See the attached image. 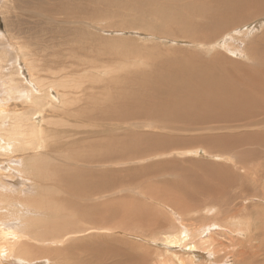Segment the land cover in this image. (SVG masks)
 Wrapping results in <instances>:
<instances>
[{
  "label": "rangeland",
  "instance_id": "1",
  "mask_svg": "<svg viewBox=\"0 0 264 264\" xmlns=\"http://www.w3.org/2000/svg\"><path fill=\"white\" fill-rule=\"evenodd\" d=\"M2 1L3 3L1 4ZM71 2H73V0H8V2L0 0V56H2V54H7L8 59L12 57V53L17 50V47L13 49V45H15L31 54L40 53L41 49L44 47L58 49V53H61V55H58L62 57L63 52L61 51H64L63 48H66V45L74 44L76 39L74 35L75 33L83 34L78 40L80 39L86 44L95 42L99 39L96 41L97 43L99 42L98 45L95 46L92 51L87 49V57L91 56L89 60L91 63L88 65L94 63V65L97 66L102 65L103 68L111 66L106 70L107 72L112 68H117V75L120 76V81L117 86H111L108 84V94L103 101L99 98L90 99V94L86 97L91 107L89 117H77L79 122L73 118H70V120L73 119L74 122L78 123L80 128H84L82 131L88 133L90 136L89 140L108 141L109 145L125 144L124 148L130 150L120 153H111L107 156L97 158L99 162L98 164L87 166L83 170L88 174V180L95 185L107 181H114L115 183L113 187L97 188L100 197L93 199V201L100 204H104L108 199L116 201L118 195L115 194V191H118L122 195L127 196L129 207L128 205L126 207L134 210L139 209L142 212V215L146 216L147 221H151V224L150 226H136L128 230L135 231L136 237L132 236L134 233H126V231L123 230L116 233L114 229L110 230L111 233L108 232V234H106L103 230L94 229V226H92L93 229H89L91 230V233L85 232L83 237L89 239L93 237H106L105 240L102 242L101 239L97 241L93 240L92 243H89L88 239L87 241H78L77 244L72 243L73 239L70 235L76 231L73 230V226L69 225V230L71 231H68L66 234L68 239L63 243L58 244L56 247L51 245L43 246L42 248L40 247V250L36 252V257L44 260V262L46 261V264H60V261L52 253L59 249L58 251L66 254L71 261L78 258H95L100 261L101 264H121L118 261L117 254L121 255L120 252L127 251L128 254L131 255V264H160L163 261L170 260H173L175 263V260L173 259L175 249H172L171 247L167 248V245H164L162 242L166 234L173 233L174 227L185 226L186 229L189 228L195 230L196 228L203 227V225L210 226L209 229L211 230L204 237L216 240L217 236H215L214 233L216 232L219 236L220 232L223 230L228 231L229 235L233 236L226 227L227 224L235 221L227 218V216L232 214V216L236 215L237 219L239 218V222L242 221V223L244 222L249 226L248 235L243 234L236 238V240L240 241L241 245H244L238 246V250L242 247L246 250L250 245L252 247V250H249L251 253L248 255V259L244 260H249L251 264H255L254 258L257 257V262L259 261L260 264H264V199L261 198L262 196L264 197V46H262V49L257 46L256 51L247 46L251 39H256L260 33L262 34V32H264V19L252 23L246 16L237 20L244 26L239 29L240 31L234 32L226 38L213 41L209 44L210 46L208 45L212 48H208L205 45L200 46V42L192 41L190 38V40L186 39L188 37L184 35H167L168 39L164 40L161 35H157L156 32L151 29L144 31L145 29L140 30L141 26L134 27L137 19H140V21H150L145 17V13L155 12L154 6H152L153 2L159 4L162 9H168L170 6L168 1H82L80 4L76 5V9L84 15L86 19L85 21H90L92 25H94V29L90 30L88 25H84V27L87 26L85 27L86 29L82 28L84 33L79 27H76L74 23H71V25H73L69 26V23L55 22L44 18L46 16L49 18L51 15L60 16L61 14L72 22L67 11V8L69 7L68 3L71 5L74 3ZM95 3L99 4V6ZM136 6L139 7L137 8ZM53 7L55 8L52 9ZM108 8H121L124 9V12L120 19L118 17L119 9L113 12V18L111 19L109 16L111 22L108 27H106L105 25L108 22V17H106L107 11L104 9ZM100 13L106 14V18L99 20L100 22H98V18L101 16ZM248 14L255 16V20L258 17H264V10ZM132 17L133 20H131ZM129 20H131L132 23ZM151 21L155 22L157 21V18H154ZM164 21L165 18L163 16L162 22L164 23ZM127 24H129L130 29H127L126 31L123 30V34H118V29L114 28V25ZM256 26H258V29ZM110 27H113L115 30L109 29ZM249 31L250 33H248ZM149 33L155 37L152 38ZM176 37H183L186 40H181ZM101 40L104 41L101 43ZM171 40H175L176 42H172ZM105 41L107 44L104 43ZM183 41H185V43ZM127 44H131L129 45L130 47H128ZM262 44L264 45V42H262ZM235 52L237 54H235ZM231 54L234 55L232 56ZM130 56H133V59H131L132 57ZM6 61L0 63L5 64L7 63ZM170 62H175L178 66L172 65ZM259 62L260 64H258ZM66 64L70 65L72 70H74L79 77L83 76V70L88 66L87 65L79 70L68 60L63 61L60 65L66 69ZM202 64H207V68L213 71L212 74L214 81L218 82L216 86L218 89H221V86L226 82H231L235 86H241L244 83L247 84L250 87V90H238L240 93H249L248 91H250L249 94H252L253 98L260 102L259 104L261 105H259L260 109L258 110L257 115L243 117V119L234 122H226L222 116H219L220 121L211 122L213 125H206L207 127L215 128L213 132L204 134V132H202V128L205 127L202 126L203 122L195 123L189 121L188 123H185L184 114L182 116H177L178 111L167 110L164 114L152 116L134 113L140 110V101L133 97L134 93L145 89L148 91L147 87L145 88L142 86L137 90L136 86L133 84L136 78L139 79L137 76H140V74L147 75V77L150 78L153 76L152 81H149L151 82V85L159 84L155 81L159 76L171 77L176 82L180 80L183 81V79L184 81H187L189 77L193 78L192 76H198L204 81L205 73L203 71L204 68H201V66H203ZM211 64L214 65V68L210 66ZM11 65H15V63L5 66L2 70L0 69V90L3 92L0 97H2L3 94L9 93L12 88L16 89V86H8V80H12L9 79L11 76ZM247 69H250V72H248ZM127 71L129 73L126 74L125 72ZM1 73H3L4 77L1 76ZM92 73H94L93 70ZM84 74L86 77V72ZM65 75L70 74L65 72ZM24 76L26 81H28L29 73L27 70L24 71ZM102 76H105L104 73H102ZM208 76L210 77V74ZM248 76L250 78H248ZM128 78L134 79L128 80ZM3 79L7 81L5 82ZM251 79L255 80L258 84H262V89L258 84L252 83V81H250ZM130 81L132 82L131 86L124 90L123 86L126 83H130ZM216 82H214L215 85ZM254 86L259 87L257 88L258 90H254ZM88 89L94 90L92 93L94 94L99 91V86L92 88L88 87ZM125 92L127 94H124ZM112 94L115 99V106H113L111 100L108 99ZM215 95L218 101L225 98L221 92H217ZM6 98L7 107L4 108L0 105V109L3 108L12 111V106L17 107V105H19V103L12 101L9 96ZM151 100L155 102L157 98L152 96ZM122 106L126 109L123 110ZM239 108L240 106L232 107L230 108V112L235 114ZM124 111L127 112V114ZM16 114H18V112H16ZM50 116L51 115H49V118ZM8 117L9 123L15 119L10 116ZM73 120L70 122L73 123ZM53 121L62 122L64 125H71L70 122V124L67 123L68 121L63 122L64 120ZM76 125L74 127H77ZM74 127L72 125V128L69 130L73 131L72 129H74ZM57 128L59 131H65L68 129L67 126ZM77 129L80 130L78 127ZM77 129L73 132H77ZM128 132L141 136L142 134H149L148 143L150 144L152 143L154 136H161V139L164 138L161 144L166 149L158 148L159 145L150 147L147 142H144L143 144L135 143L134 147L127 138H124V135ZM51 133L55 134L52 130ZM232 133L244 138L249 137L254 145L245 142L247 143V146H240L239 144L241 142H239L235 144L236 150H233L232 152L226 150L220 154L210 151L208 146L205 145L207 135L219 134L221 137L225 135L234 136ZM80 135L84 136V134ZM170 139H173V144L176 147H170ZM186 142L193 143L182 147L181 145ZM175 151H177L176 154L182 152L184 154L176 155ZM168 152L171 153L168 155ZM234 152L236 155L242 157L237 160L232 154ZM152 163H156L155 165L157 167H160L161 165L160 172L153 168ZM163 165L166 166V169ZM221 165L225 166V168L228 167V171L218 170L217 167ZM244 165H246V167H244ZM143 166L146 167L147 172L141 169ZM5 169L7 172L12 171L14 174L16 173L13 170ZM212 171H214L215 174L212 175ZM16 175L20 176L18 173H16ZM154 178L157 179L159 183L158 186H155ZM65 181L66 180L64 179L49 177L37 181L36 187L41 191H48L52 201L64 202L68 197L67 192L63 191L62 188V183ZM199 181L200 184H202L201 187L215 191L217 190L216 193L220 194L216 196L215 200L207 202L208 204L206 203V205L203 204L205 207L202 208L201 205L197 212H195V209L193 210V203L196 199L197 192H203L197 187ZM216 181H218L217 187H215ZM178 184L184 185L188 195L187 214L189 215V220L185 211L181 212L158 199V194L160 192L171 190ZM31 188L32 187H30L29 184H23L22 190L28 192ZM34 189L36 190V194H38L39 191L36 188ZM123 189L126 190L124 191ZM207 209H210V212H208ZM72 214V211L67 209L65 212L57 213L52 220L62 221L65 216H71ZM183 214H185L186 217H184ZM193 214L194 216H192ZM164 216L169 219L167 223L164 220ZM169 216H173L174 219L176 218L175 226L172 225L173 221ZM200 222L202 224H199ZM211 223L214 225L212 226ZM225 224L226 226H224ZM112 225H116L117 227V224L115 223ZM249 235H251V237ZM121 236L124 239L120 238ZM195 238L198 239L197 236H195ZM210 240L211 239H208V241ZM59 245H62V248H60ZM258 248H260V250ZM182 250L187 251L188 248L184 247ZM213 252L215 251L212 250L210 253L212 254ZM179 253L182 254L180 251ZM219 257L220 256L215 257L214 255H211L209 264H216L217 258ZM193 259H196L197 264H202L204 261V258L202 257L194 256ZM96 260H93L92 262L97 263L98 261ZM234 263V258L230 256L229 264Z\"/></svg>",
  "mask_w": 264,
  "mask_h": 264
},
{
  "label": "bare ground",
  "instance_id": "2",
  "mask_svg": "<svg viewBox=\"0 0 264 264\" xmlns=\"http://www.w3.org/2000/svg\"><path fill=\"white\" fill-rule=\"evenodd\" d=\"M82 1L85 0H73L74 3L71 2L73 5L68 3L69 7L67 8V11L72 22L61 14L60 16L51 15L49 18L47 16L44 18L55 22L59 21L66 24L69 23V26L71 23H74V25L79 27L82 31V28L87 27H84V25H88L89 30L94 29V25H92L90 21H85L86 19L84 15L76 9V5L80 4ZM86 1L95 2L96 0ZM165 1L170 3L168 9H162L159 4H155L153 2L152 6H154L155 12L145 13V17L150 21H140V19H137L136 21L134 20V27L141 26L140 30L145 29L144 31L151 29L155 31L157 35H161L164 40L168 39L167 35H184L188 37L186 38L188 40L192 39V41L200 42V46L205 45L208 48H212L209 47V44L213 41L226 38L234 32L240 31L239 29L244 27L237 20L246 16L252 23L264 19V17H258L254 20L255 16L248 14L264 10V0ZM5 2H8V0H5ZM2 3L3 1L1 4ZM96 5L99 6V4ZM136 7L138 8L139 6ZM54 8L55 7L52 9ZM118 9V17L120 19L123 15L124 9ZM118 9H104L107 11V15L100 13L101 16L98 18V22H100L99 20L108 17V22L105 25L108 27L111 19L113 18L112 13ZM109 16L111 19H109ZM163 16L165 18L164 23L162 22ZM154 18H157V21H151ZM131 20H133V17ZM131 20L129 21L131 22ZM257 27L258 26H256V28ZM114 28L118 29V34H123V30L126 31L127 29H130L129 24L114 25ZM114 28L110 27L109 29ZM248 33H250V31ZM149 34L152 38L155 37L151 33ZM74 35L76 37L74 44L66 45V48H63L64 51H61L63 52L62 57H60L61 53H58V49L44 47L41 49L40 53L31 54L15 45H13V49L17 47V50L12 53V57L8 59L7 54H2V56H0V62H5L7 60V63L5 64L0 63L1 70L9 64L15 63V65H11V71L8 68L7 69L11 72L9 79H12L8 80V86H16V89L12 88L9 93L3 94V96L0 97V105L4 108L7 107V96H9L15 103H19L17 107L12 106V111L3 108L0 109V264H46V261L44 262V260L36 257V252L40 250V247L42 248L43 246L48 245L56 247L58 244H61L68 239L66 234L68 231H71L69 230V225L73 226V230L76 231L70 235L73 239L72 243L77 244L78 241H87L89 239L83 237V235L85 232L91 233V230L89 229H93L92 226H94V229L103 230L106 234H108V232L111 233L110 230L114 229L116 233L123 230L126 231V233H134L132 236L136 237L135 231L128 230L136 226H150L151 224V221L148 222L146 216H143L139 209L134 210L132 208H127V205L129 207L127 196L122 195L118 191H115V194L118 195L116 201L108 199L104 204L93 201V199L100 197L97 192V188L113 187L115 183L114 181H107L95 185L88 180V174L84 172L83 169L87 166L98 164L99 162L97 158L107 156L111 153L128 151L130 149H125V144L109 145L108 141L89 140L90 136L88 133L82 131L84 128H80L78 123L73 120H77V117L80 116L89 117L91 107L86 99L89 94L90 99L99 98L103 101L108 94V84L111 86H117L120 81V76L117 75V68H112L107 72L106 70H108L111 66L103 68L102 65L97 66L94 65V63L92 65H88L91 63V61H89L91 56L87 57V49L92 51V49L98 45L99 42L97 43L96 41L99 39L95 42L86 44L82 42V40H78V38L83 34L75 33ZM178 39L186 40L183 37ZM102 41L104 40H101V43ZM171 41L176 42L175 40ZM183 42L185 43V41ZM262 42H264V32H262V34L260 33L256 39H251L247 46L248 48H252L256 51L257 46L262 49V46H264ZM104 43L107 44L106 41ZM127 45L130 47L129 45L131 44ZM235 54L237 53L235 52ZM133 56H130L132 57L131 59H133ZM66 60L76 66L79 70L88 65L83 70V76L79 77L78 74L72 70L70 65L66 64V69L61 67L60 64ZM170 64L178 66L175 62H170ZM207 64H202L203 66H201L202 69L204 68V81H202L198 76H192L193 78L189 77L187 81H184L183 79V81L180 80L177 82L171 77L159 76L155 80L159 84H152L154 85L152 86L149 81H152L153 76L152 78L141 74L140 76H137L139 79L136 78L133 83L137 90H139L142 86L145 88L147 87L148 91L145 89L134 93L133 97L140 101V110L134 113L152 116L164 114L167 110L178 111L177 116H182L184 114L185 123H188L189 121L195 123L203 122L202 126L205 127L202 128V132H204V134L213 132L215 128L213 129L212 127H207L206 125H213L211 122L220 121L219 116H222L226 122H234L243 119V117L257 115L258 110L260 109L259 105H261L259 104L260 102L257 99H254L252 94H249L250 91H248L249 93H240L238 90H250V87L245 83L241 86H235L231 82H224L225 84L221 86V89H218L216 87L218 82L214 81L212 74L213 71L207 68ZM258 64H260V62ZM210 66L214 68L213 64ZM23 69L27 70L29 73L28 81L25 79V70ZM92 70L94 73H92ZM247 71L250 72V69H247ZM65 72L70 75H65ZM85 72L87 74L86 77L84 74ZM102 73H104L105 76H102ZM125 73L127 74L129 72L127 71ZM1 74V76H3V73ZM209 74L210 77L208 76ZM248 78L250 77L248 76ZM133 79L128 78V80ZM4 81L6 82L7 80ZM250 81L254 84H258L255 80L251 79ZM214 82H216V85ZM131 84V81L130 83H126L123 86L124 90L129 88ZM261 85L262 84H258V86L262 89ZM97 86H99V91L97 93L92 94L94 90L88 89V87L92 88ZM259 87L254 86V90H258L257 88ZM217 92H221L225 98L218 101L215 95ZM2 93L3 92L0 90V96ZM124 94L127 93L125 92ZM152 96L157 98L155 102L151 100ZM108 99L111 100V104L113 106L116 105L113 94L110 95ZM237 106H240L239 110L235 114H232L230 112V108ZM125 109L126 108H123V110ZM16 112H18V114H16ZM125 113L127 114V112ZM49 115H51L50 118ZM8 116L15 119L9 123ZM70 118L73 119L70 120ZM68 119L70 121L73 120V123L75 124L70 122ZM53 120H64L63 122L68 121L67 123L70 122L71 125H64L62 122H54ZM72 125L73 127L76 125L80 130H78L77 127L72 129L73 131H76V129L78 130L75 133L69 130L72 128ZM63 126H67L68 129L65 131H59L57 127ZM51 130L54 131L55 134H52ZM80 134H84V136H81ZM232 134L234 136L225 135L221 137L219 134L207 135L205 145L208 146L210 151L215 152L216 154L223 153L226 150L230 152L236 150L235 144L239 142H241L239 144L240 146H247V143L254 145L253 141L250 140L249 137L244 138L240 135H235L234 133ZM160 137L154 136L152 143L150 144L148 143L149 134H142L141 136L128 132L124 135V138H127L132 146H134L135 143L143 144L144 142H147L150 147L159 145L158 148L166 149L161 144L164 138L161 139ZM192 143L193 142H186L181 146L185 147L191 145ZM170 144V147H176L173 144V139H170ZM176 152L177 151H175V154ZM169 153L171 152H168L167 154L169 155ZM179 154L182 155L184 153H177L176 155ZM232 154L237 160L242 157L240 155H236L235 152ZM155 164L156 163H152L153 168L160 172L161 165L159 164L160 167H157ZM163 166L166 169V166ZM244 167H246V165H244ZM5 168L15 171L20 176L16 175V173L14 174L12 171L7 172ZM227 168L223 165L217 167L218 170L223 171H228ZM141 169L147 172L145 166ZM213 174H215L214 171H212V175ZM49 177L66 180L62 183L63 191L67 192L68 196L64 202L52 201L48 191H41L36 187L37 181L47 179ZM153 180L155 186H158L159 183L157 179L154 178ZM23 184H29V186L32 187L30 191H23ZM199 184L200 181L197 187L203 192H197L196 199L193 203V210L195 209V212H197L201 205L202 208L205 207L203 204L206 205L207 202L215 200L216 196L220 194L216 193L217 190H210L208 188L201 187L202 184ZM217 186L218 181L215 182V187ZM34 188L39 191L38 194H36V190ZM123 190L125 191L126 189ZM261 198L264 199L263 196ZM158 199L172 208H176L181 212L185 211L187 218L189 217L187 214L188 195L184 185L178 184L171 190L160 192L158 194ZM67 209L72 211L73 214L71 216H65L62 221L52 220L57 213L65 212ZM207 211L210 212V209H207ZM185 214H183L184 217H186ZM165 216L164 220L167 223L169 219ZM192 216H194V214ZM169 217L174 222H172V225L175 226L176 218L174 219L173 216ZM236 217V215L232 216V214L227 216V218L235 221L227 224V226L226 224L224 225L233 236L229 235L228 231L221 229L223 231L220 232L219 236L216 232H213L215 236H217L216 240L204 237L211 230L209 229L210 226L203 225V227L196 228L195 230L189 228L186 229L185 226L177 228L174 227L173 233L166 234L162 242L164 245H167V248L171 247L172 249H175L173 258L175 263L173 260H170L165 262L163 261L160 264H197L196 259H193L194 256L204 258L202 264H209L211 255H214L215 257L220 256L217 258L216 264H229L230 256L234 258V264H251L249 260H244L248 259V255L251 253L249 251L252 250L251 245L247 247L246 250L243 247L238 250V246L244 245H241L240 241L236 240V238L243 234L248 235L249 226L244 222L242 223V221L239 222V218L237 219ZM201 222L199 224H202ZM113 223L117 224V227L116 225H112ZM211 225L213 226L214 224L211 223ZM195 236H197L198 239H196ZM249 236L251 237V235ZM105 238L106 237H93L89 239L88 242L92 243L93 240L97 241L99 239H101L102 242ZM120 238L124 239L122 236ZM208 239L211 240L208 241ZM59 247L62 248V245H59ZM184 247H187L188 250H182ZM258 249L260 250V248ZM58 250H55V252L52 253L60 261V264H101V262L95 258H78L71 261L66 254L59 252ZM212 250L215 251L213 252L215 254L210 253ZM179 251L182 254H180ZM120 254L121 255L117 254V257L121 264H131V255H129L127 251L120 252ZM256 258L257 257L254 258L255 264H260L259 261L257 262ZM93 260L98 262L93 263Z\"/></svg>",
  "mask_w": 264,
  "mask_h": 264
}]
</instances>
